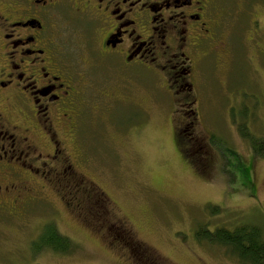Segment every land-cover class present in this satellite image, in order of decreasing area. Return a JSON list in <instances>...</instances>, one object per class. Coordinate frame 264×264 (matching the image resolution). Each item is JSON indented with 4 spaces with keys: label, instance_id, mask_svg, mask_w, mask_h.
Wrapping results in <instances>:
<instances>
[{
    "label": "rangeland",
    "instance_id": "374dc122",
    "mask_svg": "<svg viewBox=\"0 0 264 264\" xmlns=\"http://www.w3.org/2000/svg\"><path fill=\"white\" fill-rule=\"evenodd\" d=\"M253 6L227 7L221 58L201 65L189 108L197 111L198 153L182 134L180 153L173 127L181 118L171 119L184 107L155 77L138 81L117 66H96L107 91L129 100L110 115L87 110L95 117L80 127L86 161L76 171L89 182L82 189L96 194L76 196L56 180L21 216L0 214V264H241L195 232L264 224V157L238 131L245 122L244 131L264 139V28L254 34L250 16L255 9L264 25V2ZM50 226L67 241L60 252L41 247Z\"/></svg>",
    "mask_w": 264,
    "mask_h": 264
},
{
    "label": "flooded vegetation",
    "instance_id": "af4514ba",
    "mask_svg": "<svg viewBox=\"0 0 264 264\" xmlns=\"http://www.w3.org/2000/svg\"><path fill=\"white\" fill-rule=\"evenodd\" d=\"M262 2L0 0V214L21 216L24 204L41 199L56 180H67L76 196L84 191L85 176L76 168L86 161L80 127L95 117L85 116L87 110L110 115L122 100L129 102L97 80L102 63L119 67L128 79L155 77L171 92L184 107L171 119L181 118L173 134L182 155L179 135L192 150V91L203 62L221 58L227 7ZM250 16L258 34L264 25L253 18L255 9ZM84 192L96 194L91 186Z\"/></svg>",
    "mask_w": 264,
    "mask_h": 264
},
{
    "label": "trees",
    "instance_id": "16d2710c",
    "mask_svg": "<svg viewBox=\"0 0 264 264\" xmlns=\"http://www.w3.org/2000/svg\"><path fill=\"white\" fill-rule=\"evenodd\" d=\"M243 124L238 125V131L251 143L254 153L264 157V139L244 131ZM194 164L195 167L202 166L198 165V161H194ZM242 174L246 176V172L242 171ZM47 229L41 234V247H50L59 252L64 250L68 246L67 241L52 226ZM195 234L200 242L224 248L241 264H264V224L261 227L255 224H241L234 228L216 227L212 231L203 227L196 230Z\"/></svg>",
    "mask_w": 264,
    "mask_h": 264
}]
</instances>
